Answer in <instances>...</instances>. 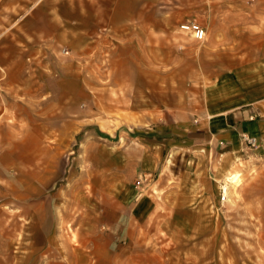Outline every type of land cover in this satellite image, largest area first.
Wrapping results in <instances>:
<instances>
[{"label": "rangeland", "instance_id": "obj_1", "mask_svg": "<svg viewBox=\"0 0 264 264\" xmlns=\"http://www.w3.org/2000/svg\"><path fill=\"white\" fill-rule=\"evenodd\" d=\"M128 4L0 0L29 76L0 126V264H264V137L186 131L247 103L264 121V70L235 62L264 0Z\"/></svg>", "mask_w": 264, "mask_h": 264}, {"label": "crops", "instance_id": "obj_2", "mask_svg": "<svg viewBox=\"0 0 264 264\" xmlns=\"http://www.w3.org/2000/svg\"><path fill=\"white\" fill-rule=\"evenodd\" d=\"M143 2V3H141ZM153 5L154 0H129V6H147ZM135 11H130V17H135ZM138 12V10H137ZM134 13V14H133ZM142 11H140L141 18ZM151 19L143 20V23H150ZM199 23V22H198ZM201 24L205 29V25ZM207 30V29H206ZM187 38H193L192 33L181 30ZM183 36V35H181ZM20 49L10 48L4 43H0V126L9 118V103L10 95L13 88H19L22 94L25 95L27 77L25 74V55L21 56ZM233 53V52H232ZM236 66L241 68H255L264 70V37L257 40L243 43L236 52ZM224 112L216 111L208 120H204L196 126L187 128L195 130L194 138L191 142H206L209 144L210 150H216L219 143L223 141L230 142L240 137L242 132H248L259 138L264 137V121H253L261 116L253 104H243L242 106L234 107ZM231 142V143H232Z\"/></svg>", "mask_w": 264, "mask_h": 264}, {"label": "built area", "instance_id": "obj_3", "mask_svg": "<svg viewBox=\"0 0 264 264\" xmlns=\"http://www.w3.org/2000/svg\"><path fill=\"white\" fill-rule=\"evenodd\" d=\"M180 29L186 32H190L193 38L196 40H203L205 38L206 29L198 22H190L188 24H181ZM240 142L247 148H254L258 144V138L248 132H242L240 134ZM226 198L225 191L222 188L221 200Z\"/></svg>", "mask_w": 264, "mask_h": 264}, {"label": "bare ground", "instance_id": "obj_4", "mask_svg": "<svg viewBox=\"0 0 264 264\" xmlns=\"http://www.w3.org/2000/svg\"><path fill=\"white\" fill-rule=\"evenodd\" d=\"M231 175V174H230ZM232 177H228L229 179L228 180H231L232 182H236L237 180H235L236 178H238V174H235V175H231ZM234 184H237V182L236 183H234ZM232 186H234V185H232ZM235 187V186H234ZM222 188L224 189V191L226 192L228 189H227V185L225 184V185H223L222 186Z\"/></svg>", "mask_w": 264, "mask_h": 264}]
</instances>
